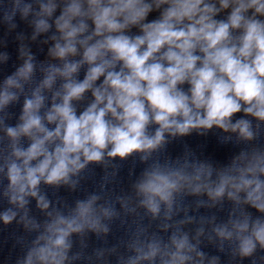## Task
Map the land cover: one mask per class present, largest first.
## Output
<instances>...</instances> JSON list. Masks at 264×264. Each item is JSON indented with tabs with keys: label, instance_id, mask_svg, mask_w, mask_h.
<instances>
[{
	"label": "clouds",
	"instance_id": "clouds-1",
	"mask_svg": "<svg viewBox=\"0 0 264 264\" xmlns=\"http://www.w3.org/2000/svg\"><path fill=\"white\" fill-rule=\"evenodd\" d=\"M17 19L32 42L45 37L50 46L38 61L18 34L20 63L0 81V199L9 205L0 223L35 233L16 264L81 259L73 237L84 248L88 233L106 236L117 203L160 222L153 232L138 226L117 264H221L202 238L256 264L264 253V145L256 143L264 138V0H0V23L13 31ZM8 60L0 52V65ZM21 98L10 125L8 109ZM213 129L221 143L245 145L228 163L187 145L167 154L172 141ZM130 159L143 167L131 193L115 200L90 193L61 204L44 191H75L90 165ZM188 197L197 208L230 203L227 219L197 222ZM32 200L43 220L30 214ZM115 252L94 255L106 261Z\"/></svg>",
	"mask_w": 264,
	"mask_h": 264
}]
</instances>
